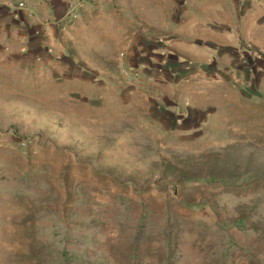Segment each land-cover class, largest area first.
<instances>
[{"label":"rangeland","instance_id":"rangeland-1","mask_svg":"<svg viewBox=\"0 0 264 264\" xmlns=\"http://www.w3.org/2000/svg\"><path fill=\"white\" fill-rule=\"evenodd\" d=\"M115 1L0 0V264H264V0Z\"/></svg>","mask_w":264,"mask_h":264},{"label":"crops","instance_id":"crops-1","mask_svg":"<svg viewBox=\"0 0 264 264\" xmlns=\"http://www.w3.org/2000/svg\"><path fill=\"white\" fill-rule=\"evenodd\" d=\"M80 4H81L80 9H79L81 13L80 20H83V23L87 21V17L90 14H93L97 18V21L100 24H103V26H106L110 29H116V26H117L116 24L121 25L120 23L126 20L120 15H121L122 10H125L127 12L126 10L127 8L117 6V3L115 0H80ZM43 5H45V8L47 9V11L49 10V13L53 12L52 11L54 8L52 7L53 5H47V4H43ZM35 9H37V12H38V9H41V6L29 5L27 8V10H29V15H30L31 20L32 18H34ZM2 12H4V17L2 15L3 14ZM13 14L20 17L22 16V14L24 15L27 14V12H23L18 9L12 10L11 8H6V7L1 8L0 7V25L3 26L5 24L4 22L7 23V21H5L7 20L6 17H10V20H12V18L16 20L15 17L12 16ZM119 17H121L122 19ZM25 19L27 18L25 17ZM15 40H16L15 38L14 40L13 39L8 40L5 37H0V53L5 54L9 52L5 49L6 45H10V43H13L11 45H13L14 48L10 49V52L13 53L14 56H17L18 60L21 61V57L23 56V54H25L23 53L22 48H21L22 40L20 38L17 39L18 42H15ZM15 44L19 46L17 49L15 48ZM34 54L35 56L37 55L36 53ZM1 56L2 55H0V58ZM13 59L16 60V58H13Z\"/></svg>","mask_w":264,"mask_h":264}]
</instances>
